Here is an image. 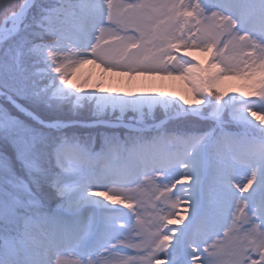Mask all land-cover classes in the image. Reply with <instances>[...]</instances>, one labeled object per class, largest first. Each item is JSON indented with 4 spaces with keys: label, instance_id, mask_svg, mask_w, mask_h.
<instances>
[{
    "label": "snow or ice",
    "instance_id": "snow-or-ice-1",
    "mask_svg": "<svg viewBox=\"0 0 264 264\" xmlns=\"http://www.w3.org/2000/svg\"><path fill=\"white\" fill-rule=\"evenodd\" d=\"M85 65L127 90L86 91ZM157 76L190 98L139 82ZM69 255L264 264V0H23L4 17L0 264Z\"/></svg>",
    "mask_w": 264,
    "mask_h": 264
},
{
    "label": "rangeland",
    "instance_id": "rangeland-1",
    "mask_svg": "<svg viewBox=\"0 0 264 264\" xmlns=\"http://www.w3.org/2000/svg\"><path fill=\"white\" fill-rule=\"evenodd\" d=\"M194 55L199 59L201 62H207L210 57L202 52H195ZM101 69L96 67L95 65H85L79 71L77 72V79L81 75H91L92 79L90 80L89 84L86 85L85 90H91L94 85L97 84H103L105 88H114L119 89L121 91L127 90L128 84V77L127 76H120L118 74L114 73H105L101 74ZM76 82V80H74ZM139 82L146 83L148 87V91H152L155 93L159 92H165V93H171L175 97H179L181 95L188 96L190 98V90L189 86L186 84L185 81L178 78H172V77H163V76H157V77H141L139 78ZM240 81L234 78H227L224 81L223 89L229 93V95L235 94V90L239 88ZM134 91L140 92L144 91V88L141 87H135L133 88ZM179 187V185L177 186ZM142 199L148 200L151 196L150 192H145L139 194ZM190 212V210H189ZM142 219H146V217H142ZM185 223H187V220H185ZM177 228L183 227V225L176 226ZM179 233L177 232V235ZM174 242V239H173ZM127 254H134L132 250H129V253ZM124 255V254H122ZM68 260H80L79 257L69 255L66 257ZM80 264H83V261L80 260Z\"/></svg>",
    "mask_w": 264,
    "mask_h": 264
},
{
    "label": "trees",
    "instance_id": "trees-1",
    "mask_svg": "<svg viewBox=\"0 0 264 264\" xmlns=\"http://www.w3.org/2000/svg\"><path fill=\"white\" fill-rule=\"evenodd\" d=\"M23 0H0V23L10 12L18 10Z\"/></svg>",
    "mask_w": 264,
    "mask_h": 264
}]
</instances>
